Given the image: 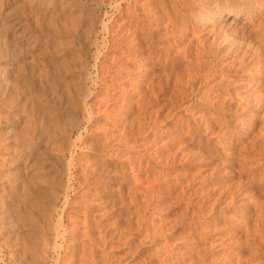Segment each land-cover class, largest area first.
<instances>
[{"label": "rangeland", "instance_id": "rangeland-1", "mask_svg": "<svg viewBox=\"0 0 264 264\" xmlns=\"http://www.w3.org/2000/svg\"><path fill=\"white\" fill-rule=\"evenodd\" d=\"M122 1H123V3H122ZM122 1H121V7H122L121 11H118L112 5H110V6L107 5L106 4L107 2H105V3L101 2L100 3L101 5L89 4V6L88 5L83 6V9H84V7H86L87 9L90 8L89 12H88V10L84 9L85 12L87 11L86 13L90 14L91 10H92V12H94V13H92L93 15L90 14L91 16L88 14L91 18H94L92 16L96 17V19L94 18L92 20L93 26H94V31H95L94 33L96 35H94V37H92L93 39L91 38V40H89L90 42L88 40L85 41V49H86V50L84 49L85 50L84 52L86 53L85 58L89 63L88 64L89 66H87L88 67L87 68L88 69L87 74L89 73L88 75H90V77L87 75V79H86V81H84V86L86 85L85 88H86L87 92L90 94L89 97L91 96L90 98L88 97L89 102H91L93 104L97 101L96 99L99 97L98 98L99 104L102 103L103 107L105 106L104 110H106V111H108V108H109L110 111H108V112H111L110 113L111 116H114L116 114V112H118L117 115H115V117H113L114 122L112 120V117L109 115V117H111L110 118L111 122H109V120H108L109 123H108L106 128H108V130H110V131L108 132V130L106 129V132H107L106 135L110 136L113 134L112 136L118 137V135H119L118 133L124 132V131H120V130L122 128H124V129L126 128L127 129L125 131L126 136H128L130 134L132 135L133 132L130 133V131L132 129H133L132 131H135L137 129L135 131V133H137L136 136L138 135V137H139L140 135L141 136L145 135L146 137L142 136V140H139L138 142H136L137 143L136 145H138V146H136V149H134L132 147H124V146L120 148V150L121 149L123 150L125 148L126 149L129 148L128 149L129 151L126 149H125L126 151L124 150L125 152L121 150L123 152V154L120 151L121 156L119 154L118 156H120V157H116L117 160L115 158L116 162H114V165L117 167V168L115 167V169L118 171L121 170L120 172H121V175L123 174V176H121L120 174L116 175V173L114 172V174L117 176V178L115 179L116 182L114 181L113 185L110 187V188L113 187L114 191H112L111 194L109 192L108 193L103 192L102 190L100 192L93 185H91L89 187L87 186L86 182L84 181L85 176L83 177L84 174L82 173L83 168L81 169L82 165H84V167H86L87 165L88 166L91 165L90 168L92 167V165L95 166L96 164H94V163H96L97 158H98L97 151L90 149V148H87L88 145H87V147L85 145L83 147H82V145H80L81 141H82L81 139H83V140L86 139L89 136V132H85L82 128V131H81L82 136H80L78 139H77V132L70 134V135H66L65 136L66 138L61 136V138H63V139H59L60 130L58 128L61 125V122L64 123V124L62 123L63 124L62 126L68 125V122H67L68 120L65 118L62 121L61 120L59 121L57 119L58 121L57 120L56 121L58 123L56 121L54 122L55 125H54V129H52V131L57 130V129L59 130V133H58V130L55 131L58 139H57V141H54L52 138H50L48 133H47V135L44 134L42 136V141L40 144H38L37 155H38V158L41 157V161L43 160L44 162L42 161L43 164L41 165L40 163L35 164L34 160H30V164H33V166L31 167V169H33V171L31 169H29L31 172L29 173L30 177L28 178L29 180L27 179V182L28 183L30 182V183L26 184V183H24V181H22V179H20L18 181H15L13 179L14 174H13L12 168L15 165L14 164L15 162H14V159L11 157H14V154L16 151H17L16 153H18V151H21V152L25 151V148H24L25 147V145H24L25 141H29L30 140L29 138L32 134V132H31L32 124L30 122L31 117L28 116L29 113H27V111L26 112L24 111L25 108L23 110L20 109V106H21L20 103H22V101H20V103H18V99H17L18 105H16V106L20 110H17V108L14 106L13 114L10 113L7 116V117H9V120H7L8 118L7 119L5 118L6 117L5 114H8L9 112L6 113L7 112L6 109L1 111L0 112V205L4 208L3 210L2 209L1 210L2 211L6 210V211L5 212L1 211L0 216L3 213H4L3 215L6 214L5 215L7 217L6 221H10L11 222L10 224H13V222H14L15 225L14 226L12 225L8 229L10 232H11V230L13 231L14 234L13 233H12L13 235L11 234L13 237L11 235H9V237H7L8 239L5 238L7 240L4 241L3 235L1 236V234H0V236L2 237V238L0 237V264H13V263L15 264L16 258H18V259H16L18 264L19 263L30 264L29 262H32V261H30L28 259L29 254L27 253V250H24L26 248V246L28 247L29 244L31 246V243H32V245H34L33 246L34 248L35 247L39 248L41 246L40 237L42 236V234L45 232L46 236L48 235L49 237H51L55 227L58 228L59 233H61V235L63 237L62 238L59 236L57 238L58 252H55L54 250H50V253H51V255H50L51 259L50 260H45V261L43 260L42 261V260L38 259V261L34 264H49V263L53 264L54 263L53 257H56L57 254H60L61 257L60 256L59 257H60L61 262L63 260H66L67 262L69 260L71 261V263H70V261L68 263H66V261H65L64 264H76V263L77 264H86L87 262H84V261L85 260L89 261L91 259L90 258L88 260L86 258L84 259L85 256L82 257V255H84L86 252V255L90 257V253L88 255V252H87L88 249L90 251V248H89L90 246L86 244V243H88L87 238H90V237H86L88 234H85V233H84V235H85V237H84V235L82 233V232H85V230H84L85 226L84 225L86 223L85 224L81 223V220L79 221V218L81 217L80 219H82V217L85 215V214H82L85 212V210H83L85 208H83L84 206L83 207H80V206H81V204H84V203L87 204L86 202L95 199V197H96V200H98V201L94 200L95 201L94 205L92 204L94 202L91 201L90 203L92 205H90L91 206L90 208H89L90 203H88V205L84 204L86 207L88 206L89 210L91 211V212L89 211L88 213L95 215V216L88 215V213H87L88 218H90V217L94 218L95 217L94 219L90 218L93 221L97 220V219H99L98 221L101 220L102 226H104V228L106 227L105 224L107 226L109 225V227H110V224H112L111 225L112 227H110V228L106 227L105 231H102L103 234H105L108 231L105 235V237L107 236V234L109 236V237L108 236L106 237L107 242H106V238L99 237L96 232H95V238L96 239L93 241L94 243H96L95 241H97V240L99 241L102 239L99 242L100 243L102 242L101 244L103 245V247H101L102 245H100V247H99V245H97V244H99V242L96 243V246H97V250H98L97 253H100L101 251H103V252L105 251L104 255L108 256V257H105V259H106L105 264H111V262H113L112 264H115L116 261H117L116 264H124V263L125 264H134V263L135 264H147V263H149V264H162V263L163 264H171V263H173V264H194L195 263L196 264L197 262H198V264H200V261L201 262L203 261L202 264H218V263L219 264H246L245 260L248 258L247 256H250L248 259L250 262H252V260H253L254 264H256V262L264 261V258H262L261 255H258L259 253H256V255H253L254 257L251 256L252 253L250 252V250L247 247H245L246 246V244H245L246 239H244L246 237L245 236V231H246L245 229L246 228H245L243 222L245 221V225H246V224L251 223L252 219H253V216H252L253 213L252 212L254 209L253 207H255V206H254V201L252 202L251 200L255 197V195H257V197L259 199L264 198V174H261V171H262L261 169L263 167L262 165L264 164V160H263L264 159V155H263L264 153H262V152H264V144H260V139H259L261 136V133H259V132H261L260 129L263 128V125H264L263 124L264 123V120H263L264 117L260 116L261 114L258 113L259 117H257L252 124H247L246 122H244L245 121L243 119V118H245L244 115H245V113H248L249 111L240 109V101L237 100L238 99L237 91L235 90L237 88V86L240 84L239 78H240L241 73L245 74V71L239 70V69L233 70V68H229V70L228 69L227 70L221 69V67L224 66V63H222L223 65H217V66H213V67H212V65H208V66L206 65L207 67L206 66L204 67V73L207 77H209V78L205 77L207 79V82H208V86H207L208 89L203 88L205 86H204V84L199 83V80H197L198 78L195 79V80H197V81H194L195 83L193 82V88H197L201 92L199 94V97L198 96L193 97L192 93H190L188 91L189 94L187 92V99L185 98V101L183 99V100H181L180 103H178L179 98L177 96L173 95L174 94L173 91H171L170 89H166L165 92H163V93L157 92V94L155 95L157 99H155V97H153V99L155 101L153 99L148 98V96L146 94H143V91H141L142 88L147 86V84L149 85V80L143 79V74L145 73L144 67H140L142 64V61H139L140 60L139 58L142 59V55H139V54L135 55L134 53H132L129 56V58H127V60L129 59L128 61L131 62V64L129 65V67L127 69L128 72L126 69H124V67L121 66V64L119 62V58H121L122 56L124 57V55H123L124 53H121V51H119V49H117L114 52L115 54L112 53L111 57L109 54L104 55L106 57L108 56V58L101 56L104 53L106 54V47L108 45H110V47L112 45H115L116 43L119 46L123 45L124 41L121 37L123 35H125L123 33L126 32L125 31V29H127L126 27H128V25H131L130 23L134 21L133 20V21L127 23L128 20H132L133 18L132 17L127 18L124 15L123 11L125 12V10H124V1L125 0H122ZM69 2H70V0H69ZM92 5H93V7H92ZM94 5L97 7L94 8L95 7ZM42 6H39L37 11H34L35 15L36 14L38 15L40 11H41V13L45 12V15L44 14L38 15L40 17L38 20L34 19V16H35L34 14L29 13V17L31 20L32 27H33V25L36 24L37 21H38L37 22L38 24H39V22L43 24L42 27L45 25L44 19L48 18V17H46V15H48L51 11L49 9L48 11L46 10L47 11L46 12L45 10H43L44 7H42ZM39 9H41V10H39ZM42 11H44V12H42ZM33 20H35V21L37 20V21L35 22ZM112 20H114V21H112ZM123 22L125 24L124 26H123ZM227 22H228V20L226 19L225 21H223V24L227 23ZM103 23L107 26L105 29H103ZM164 23H165L164 21L159 23L160 31H159L158 38L163 41V42H161V44H164L165 46H169L171 41L178 37V32H176L175 30L174 31L171 30V31L166 32L165 28L163 27ZM118 24H121V25L118 26ZM121 28H123L124 32ZM198 29H200V28H198ZM40 30H41L40 28L37 29V31H38L37 36L40 39H42L43 38V31H41V33H39ZM105 30H106V32H105ZM110 30H112V31H110ZM203 31H204L203 33L207 32L206 29ZM110 32L114 33L113 34L115 36L114 39L116 40L115 44H114V42H111L109 44L108 40L110 38L109 37ZM119 32L120 33L123 32L122 34H120V36L122 35L121 37H119L120 39H118L119 35L117 34ZM166 35H168V36H166ZM175 36H177V37H175ZM92 41H95V42H92ZM218 47H220V52L223 53L224 51H223V48L221 47V45H219ZM39 49H40V47H39ZM118 53L119 54L121 53V55H118ZM115 55H118V56L115 57ZM29 56H30V52H27V53L24 52L20 57L22 60H21V62L20 61L19 62H20V64H22V66H23V64H25L28 67H31L36 71L40 70L39 72H35V74H33L30 77V78H32L31 80L34 79L33 81L36 82V84H39L41 79H40V76L38 73H41V67H42L41 62H39L40 57H38V59L36 58L37 61H34L33 60L34 58L33 57L31 58L32 55L30 57ZM95 57H98V58L101 57L100 59L104 60L103 63L107 64V65L104 64V66L102 65V68L104 71L102 70V68H100L102 71L99 70L101 72V74L98 76L100 79L94 77L95 70L93 67H91V64L93 65V62H95ZM113 57H115V58H113ZM172 57L177 62L178 61L180 62V60L177 59V55L173 54ZM104 58L107 60H105ZM110 58H112V59H110ZM114 59L116 62L114 61ZM26 60H28V61H26ZM106 61H108V62H106ZM109 61H111L112 63ZM24 62H26V63H24ZM105 65H106V67H105ZM167 65L168 66L165 68H163L161 65H158L156 72H158V73L163 72L164 74H166L167 72L173 71V73H175L176 71H178L176 73L180 74L183 72L181 70H184V67H183L184 65L181 62L175 64L174 66H170L169 64H167ZM110 68L112 69V72L114 69V72H113L114 76H113V73L110 72V70H111ZM139 68H140V70H139ZM210 70L211 71L213 70V71L211 72ZM206 71H207V73H206ZM125 72H127V74ZM209 72L211 73L210 75H209ZM106 74H109V75H106ZM115 74H116L117 78L115 77ZM110 75L112 76L111 78H110ZM123 75H125V76H123ZM107 77L110 78V80H112V81H109V79ZM127 77H128V79H127ZM93 78H94L95 82L91 81ZM102 78L105 79V81L101 80ZM131 78H132V80H131ZM134 78L136 81L134 80ZM88 79H91V80H88ZM125 79H127L126 80L127 82L125 81ZM114 80H116V81L114 82ZM104 82L105 83L107 82V83L105 84ZM133 82H135V84ZM108 83L111 86H109ZM113 83L116 86H119V83H120V85L122 83L123 84H122V87L119 86L118 88H115L116 86L114 87ZM117 83H118V85H117ZM144 84H146V85H144ZM213 84H215V85H213ZM135 85H137L138 87ZM209 85H210V87H209ZM105 86H107V87H105ZM112 86L116 90L121 88L120 91L119 90L116 91L115 89L114 90L116 92L112 91L115 99L112 98L113 96H111V98H112L111 99L110 95H108V94H110L111 90L109 93L106 92L107 90L109 91V89ZM108 87H109V89H108ZM113 88H112V90H113ZM211 88H213V89H211ZM222 89L223 90L226 89L228 91V96L229 95L230 96L229 97L227 96V98H224V100L222 98L223 102L221 104H219L218 106H216V108L208 109L209 104H207V102L214 100L213 98H210V97H214L213 96L214 94L212 92L213 91L216 92V90L222 91ZM169 92L171 93V95ZM118 93H119V96L118 95H117L118 97L115 96ZM123 93H124V95H123ZM200 95H202V96L200 97ZM107 96H109V97L107 98ZM208 96H210V97H208ZM120 97L123 99H121ZM206 97H207V99H206ZM106 98H107V100H109L108 102H107ZM146 98H147V101H149L148 99H150V101L153 100V102H148V103H150L149 105L147 104V102H145L143 104V102L146 100ZM201 98H202V100H201ZM188 99L191 101H188ZM103 100H106V101H103ZM116 100H118L120 102L122 101V102L118 103V104L114 103V101L117 102ZM139 100H141V101L139 102ZM192 100L194 101L195 104L193 103ZM183 101H184V104L187 102L184 106L185 109H181L182 105L180 106V109H178L179 107H177L176 105L182 104ZM237 101H238V103H237ZM137 102H139L138 104L140 106V107L138 106V108L136 105ZM173 102L175 104H173ZM108 103L110 105H108ZM112 105L115 108H113V107L111 108L110 106H112ZM141 105L143 106V108H141L142 107ZM173 106H176L175 110L173 109L174 108ZM106 107H108V108H106ZM116 107H118V108H116ZM144 107H145V110H144ZM184 107H182V108H184ZM22 108H23V106H22ZM113 109L114 110L118 109V110L115 112V111H113ZM101 110H103L102 107H101ZM103 111H101V112H103ZM139 111H140V113H139ZM211 111H212V114H211ZM171 112H173L172 116L169 115V114H171ZM240 113L242 115H240ZM101 115H103V113L102 114L98 113V116L100 117V120L98 121L99 123L100 122L102 123L103 121L105 122L104 115L103 116H101ZM145 115H146V117H145ZM166 115H168V117ZM135 116L136 117L141 116L140 119L137 118L139 120L138 122H137V120L134 119ZM148 116L149 117L151 116L150 117L151 119H153V117H154V119L156 118V120L153 119L154 122H152V120H150L148 118ZM101 117H103V118H101ZM123 117H125V118H123ZM83 118L86 119L85 116H82V113L79 112V114L77 115L76 118H70L71 120L69 119V121L72 123V124L70 123V125L78 124V126H80V127H83V125L85 126L87 124V122ZM27 120H29L30 123ZM115 120H116V122H115ZM134 120L136 122H134ZM66 122H67V124H66ZM130 122H133V123H130ZM189 122H190V124H189ZM111 123H115V124H111ZM134 123H138V124L134 125ZM121 124L122 125L126 124L128 127L126 125L122 126ZM130 125H131V127L133 126L135 128H133V127L129 128ZM136 125H139L141 129L139 127L137 128ZM192 125H195V126H192ZM56 126H58V128ZM124 126H126V127H124ZM149 126H151V128ZM115 127H117L118 129H113ZM147 127H149V128H147ZM50 128H52V126ZM128 128H129V130H128ZM188 128H195V130L200 131V132H196V135H194V136L190 135V134L188 135L187 130H186ZM145 129H147L146 132H145ZM263 130H264V128H263ZM263 130H262V133H263ZM141 133H143V134H141ZM103 135H104V133L102 132L101 137ZM104 136L102 138L99 136V138L97 137L96 140H95V138L90 137L86 141L92 142V143H94L96 141L97 143L100 144L104 140ZM141 136L139 137V139H141ZM223 136H224V139H221ZM111 137H108V139L110 140ZM115 137H112L111 140H115ZM131 137L129 136V138H131ZM187 137H188V139H187ZM254 137H256V138L254 139ZM256 139H257V142H256ZM58 140H61V143L64 141H68L66 143L68 144V147L71 149V151H73L72 154L73 155L78 154L80 156L79 157V159H80L79 163H76L74 165V167L70 166L68 170H66L68 167L67 166L65 167V165L68 164L67 161L69 160L70 154L68 152L67 153H65V152L61 153L60 152L61 151L60 146L62 147L63 144L60 145V142H58ZM141 141H143V143H145L146 145L143 144ZM69 142L71 144L70 146H69ZM11 143L14 145L12 146ZM66 143H65V145H67ZM73 143H74V145H72ZM8 144H10L12 147ZM114 144H116V141H114ZM257 147H259V149ZM130 148H132V149H130ZM128 153H129V155L126 156V154H128ZM193 153H194V155H193ZM135 154H136V156H135ZM137 154H139L141 157L139 155L137 156ZM258 155H259V159L257 161ZM143 157H146V158H143ZM121 160H122V162H121ZM132 160L134 163H132V166H131V164H129L128 162L131 163ZM36 162H37V160H36ZM64 163H66V164H64ZM117 163H120V165H118ZM138 163H139V166H138ZM260 163H262V164H260ZM40 166H41V169H40ZM136 166L139 167V169L135 168ZM143 166H144V168H143ZM62 168H63V170H61ZM242 168H244V170ZM58 169H60L61 171H59L60 173L58 172V174H57L56 172L58 171ZM152 169H154V170H152ZM239 169H242V170H239ZM245 169H247V170H245ZM122 170L124 173L122 172ZM118 171H117V173H120ZM53 173L55 175H53ZM37 174H41V178L37 177ZM74 174L75 175L77 174L76 176H78V178H80L79 179L80 181L83 180V183L81 185L85 184L84 186H80V187L77 186L78 183L74 179V176H75ZM79 174L80 175L83 174L82 175L83 178ZM103 174L101 173L99 176L100 177L104 176ZM155 174H158V175L156 176ZM118 175H120L121 178ZM122 177L125 179V182H123L124 179ZM117 179H118V181H121V183H122L121 187H123V191H125V194H126V191L127 192L131 191V193H132L134 190V191H136V192H134L135 193L134 195H136V196L132 195L131 193L129 195L128 194L125 195L123 192L124 197L126 198L125 199L126 201H124V204L122 205V207H118L119 205L118 206L116 205L118 208L117 207H113V208H115L117 210L119 208H121L122 214L125 213L123 216L126 217V215H127L129 217V219H130V217H132L130 219V221H129L128 217H126V218L124 217V220H125L124 222H126L127 220H128L127 222H130V223L133 222L134 218L136 219L135 216H137V214H138V216L140 215V217L142 216V219H140L141 221H139V223L136 221L135 222L137 224L133 223V224H136V228L138 231L136 229L134 230V228H135V226H134V227H131L133 230L131 232V228H129V227L132 225V223L129 225L126 222L125 223L126 226L124 224L123 226L121 225L122 227L121 226L118 227V225L116 226L114 224V222L112 223V221L110 223V218H111V220L114 221L115 215L114 214L111 216L109 215L110 211H109L108 207L112 203L111 201L113 200V198H114V200L119 198L118 194L116 193V188L118 187L117 185L120 182H118ZM128 181H130V182H128ZM116 183H118V184H116ZM227 183L230 185V187ZM15 184L18 185V188H15ZM23 184H24V186H23ZM25 185L27 187H25ZM29 186H31L32 188ZM87 187L89 189H87ZM138 188L141 190L139 191ZM90 189L92 191H89ZM235 189H238V191ZM138 191L141 193L143 192V193L141 194ZM232 191L233 192L237 191V192H235L237 195L235 193H232ZM94 193H96V194H94ZM99 193H101V194H99ZM104 193L105 194L107 193V195H105ZM219 193H221V194H219ZM64 194L68 196L69 202L71 201L69 203L71 209H67V210L69 212H70V210L73 211L72 207L73 208L75 207V211H73V213L80 214L79 216L77 215L79 217V218H77L78 220L75 218L77 216H75V217L73 216V218L76 219V222L79 221L77 223L75 222V219H73L72 217H68L67 214H65V215L62 214L61 210H62L63 202H64V197H63ZM92 194L95 196H93ZM225 194L226 195L229 194V195L226 196ZM232 194H233V196H232ZM109 195L111 196L112 199L110 198ZM219 195H221V199H223V200H221L219 198ZM82 196L86 200H87V197L89 196V197H91V200L88 197L89 200L86 201V200H84V198ZM127 196H129V199H131V200H129L127 198ZM215 196H216V198H215ZM130 197H133V198H130ZM235 197H236V199H235ZM108 198L111 200H109ZM135 198H136V200L134 202ZM141 198H142V200H141ZM229 198L230 199L233 198L232 203H229V201H230ZM82 199L84 200V203H83ZM104 199L105 200L107 199V202L104 201ZM213 199L214 200L216 199L215 200L216 203H215V201L214 202L211 201ZM128 200L131 201V203H133V202L134 203L133 204H131V203L127 204L126 202H128ZM219 200H221V201H219ZM140 201L143 203H141ZM209 202H210V204H209ZM211 202L215 203V204H211ZM218 202H220V203H218ZM72 203L76 206L72 205ZM104 203H105V205H103ZM106 203H109L108 207L106 206L107 205ZM224 203H227L228 205H230V207ZM96 204H98V205H96ZM145 204H146V207H145ZM77 205H80V206H77ZM131 205L134 207H132ZM210 205H212V206H210ZM241 205H243V206H241ZM128 206H131L132 208L131 207L129 208ZM135 206H137V207H135ZM78 207H80V209L81 208L82 209L80 210ZM77 208L79 209L78 211L76 210ZM124 208H125V210H124ZM127 208H129V209H127ZM143 209H145V210H143ZM157 209H158V211L154 212ZM211 209H213V210L215 209V210L213 211ZM227 209L228 210L230 209V210L228 211ZM135 210H138V211H135ZM208 210H211V212H209ZM107 211H109V212H107ZM141 211L143 213L139 214V212H141ZM132 212H136V213L133 214ZM63 213H65V212L63 211ZM193 213H196V214H193ZM204 213H206V214H204ZM97 214H98V216H97L98 218L96 217ZM129 214L130 215L133 214V216H129ZM60 215H61V221L59 220ZM87 215H85V216H87ZM107 215H109L108 218L104 217ZM245 215H247L248 217ZM62 216H64V217L62 218ZM138 216H137V219L140 218ZM235 216L238 218V220ZM144 217H145V219H144ZM69 218H72L74 224L72 223L71 219H69ZM234 218H235V221H234ZM247 218H250V219H247ZM90 219L88 220V224H90V226L92 225L91 226V228H92L94 226L93 224L95 222H92ZM246 219L249 220V222H247ZM103 220H104L105 224H103ZM105 220H106V222H105ZM107 220H108V222H107ZM149 220H150V222H149ZM84 221H86V219ZM89 221H91L92 223H90ZM237 221H238V223L241 221L240 222L241 225L238 224ZM58 222H60L59 225H58ZM151 222L153 224H151ZM69 224L72 225V228H71V225H70V227H68ZM76 224H78V225H76ZM81 224L84 226V228H83V226H81ZM73 225H74V227H73ZM128 225H129V227H127ZM76 226L77 227L79 226L78 229L79 228L80 229L78 230ZM113 226H116L115 229L113 228ZM124 226H125V228H127L125 231H124L125 228L122 229ZM139 226H142V227L140 228ZM242 226L245 228L244 230H243ZM81 227H82V229H81ZM64 228L67 230L65 231ZM104 228L102 227L103 230H104ZM119 228L122 229V234H123L122 236L119 233L117 234V230ZM128 228L130 229V231ZM142 228H144V229H142ZM201 228H203L202 231L200 230ZM72 229H74V230H72ZM69 230H70V232L73 233V235H72V233L69 232ZM127 230H128V232H127ZM63 231H65V233ZM73 231L74 232L78 231V232H75L78 235H76ZM161 231H162V233H161ZM198 231H200V232H198ZM125 232L129 233V235L132 238L134 237V235H136V236L134 239H132V238H130V236H127L128 234L124 235ZM136 232H137V234H136ZM260 233H259V237L257 236V239L261 240V238H262V240H264V234H262V233L260 234ZM6 234H5V236H6ZM116 234H117V236L119 235L120 237L119 236L116 237L115 236ZM146 235H147V237H146ZM67 236H68L69 240L71 238L70 241L69 240L67 241V239H68ZM72 236H74V237H72ZM124 236L129 237V238L128 239L125 238L126 240H122L123 238H121V237H124ZM149 236L152 238V240ZM140 237H142V240ZM72 238H74V241H72L73 240ZM75 238H76V240H75ZM139 238L141 241H139ZM65 239H66V241H64ZM118 239H120L121 241ZM129 239H130V241H132V240L133 241L136 240V241L135 242L132 241V243L129 241L131 243L130 244L128 242ZM12 240H15L17 243L15 241L11 242ZM138 242H139V244L137 245ZM27 243H28V245H27ZM91 243H92V241H90V245H91ZM112 243H114V244H112ZM128 243L130 245H126ZM194 243H196V244H194ZM83 244H85V247ZM93 244H92V246H93ZM104 244H105V246H104ZM82 245H83V247H82ZM15 246H18L17 247L18 249L15 248ZM87 246H88V248H87ZM127 247H129V248H127ZM197 247L199 250L197 249ZM209 248L211 251L209 250ZM100 249H101V251H100ZM207 249H208V251H207ZM17 250H19V251L17 252ZM80 251L81 252L85 251V252L81 253ZM127 251L128 252L130 251V253H128ZM198 251H199V254H198ZM205 252H208V253H206L207 256H206ZM195 254L200 255L199 258H197L198 255L196 257ZM210 254H212V255H210ZM13 255L15 257H13ZM209 255L214 256L213 257L214 259L212 257H210ZM62 256H63V258H62ZM69 256H71V257H69ZM120 256H121V258H120ZM114 257H115V259H114ZM107 258H108V260L110 259V261H108ZM116 258H118V259H116ZM121 259L124 261L122 262ZM228 259H229V262H228ZM120 260L122 263L119 262ZM254 260H257V261H254ZM107 261L110 263H107ZM81 262H83V263H81ZM131 262H133V263H131ZM87 264H89V263H87ZM251 264H253V263H251Z\"/></svg>", "mask_w": 264, "mask_h": 264}, {"label": "bare ground", "instance_id": "bare-ground-1", "mask_svg": "<svg viewBox=\"0 0 264 264\" xmlns=\"http://www.w3.org/2000/svg\"><path fill=\"white\" fill-rule=\"evenodd\" d=\"M121 1L122 0H70V2H69V0H0V112L3 111L4 109H6V111H7L6 113H8V112L9 113L8 114H5L6 115L5 118L6 119L8 118L7 120H9V117H7V116L10 113L13 114L14 106L17 108L16 105H18L17 104V99H18V103H20V101H22V103H23V104L20 103V105H21L20 106V109L23 110L25 108L24 111L25 112L27 111V113H29L28 116L31 117V118L30 117L29 118L31 119L30 122L32 124V126H31V132H32V134H31V136L29 138L30 140L29 141H25V144H24L25 147L23 146L25 148V151L24 152L18 151V153H16L17 152L16 151L15 154H14V157H11V158L14 159V162H15L14 163L15 165L12 168L13 174H14L13 179L15 181H18V180L22 179V181H24V183H26V184H29L30 183V182L29 183L27 182V179L30 177L29 176V173L31 172L29 169H31V167L33 166V164H30V160H34L35 164H39V163L41 165L43 164L44 161L43 160H42L43 162L41 161V157L38 158L37 150H38V144L41 143L42 136L44 134L47 135V133H48L49 136H50V138H52L54 141H57L58 138L56 136L57 134L55 133V131H57L59 129L60 130V133H59V130H58V133L60 135L59 136V139H63V138H61V136L62 137H65L66 135H70V134H73L75 132H77V139H78L80 136H82L81 135V133H82L81 131H82V128H83V130L85 132H89V136L86 139H84V140L81 139L82 141H81V144L80 145H82V147L84 145L87 147V145H88L87 148L93 149V150L97 151V153H98L97 161H96V163H94V164H96L95 166L92 165L91 168H90L91 165H89V166L87 165L88 167L87 166L84 167V165H82V167L80 166L81 169L83 168L82 169L83 172L82 171L81 172L84 174V175L82 174L83 177L85 176L84 181L86 182V184H87L88 187L91 186V185H93V186H95L96 189H98V191L101 192V190H102L103 192H107V193L109 192L111 194V192L114 191V190H113V187L112 188H110V187L113 185V182L117 178L116 175L117 174H120L121 175V172H120L121 170L120 171L116 170L115 169L116 166L114 165V162H116L115 161V158L121 156L120 151L122 149L120 150V148L124 146V147H132V148L136 149V146H138V145H136L137 144L136 142H138L139 140H142V136L143 137H146L145 135H142L141 136L139 134L141 136V139H139L140 136L139 137H138V135L136 136L137 133H135V131L137 129L136 130L134 129L135 131H132L133 129L132 130L130 129L131 130L130 133L133 132L132 135L130 134V135L126 136V134H125V131L127 130L126 128L125 129L122 128L120 130V131H124V132L118 133L119 134V135L117 134L118 137L112 136L113 134L110 135V136L109 135H106V133H107L106 132V129L108 130V128H106V127H107L108 123L111 122L110 121V118L112 117V120L114 122L113 117H115V115H117L118 112H116V111L118 109L117 110H114L113 109V111H115L116 114L113 112L115 115L114 116H111L110 115L111 112H108V111H110L109 108L106 107V108H108V111H106V110H104V107L105 106L103 107V104L102 103L99 104V101H98V98L99 97L96 99L97 101L95 103L92 104L91 102H89L88 97H89L90 94L87 92V90L85 88L86 85L84 86V81H86L87 75L89 74V73L87 74V72H88L87 71L88 70L87 69L88 68L87 66H89L88 65L89 63H88V61L85 58V54L86 53L84 52L86 50L85 49V41L86 40H88V41L91 40V38L94 37V35H96L94 33L95 31H94V26H93V21H92L94 18L96 19V17L95 16H92L94 18H91L90 17L91 16L90 14H92L94 12H92V10H91L90 11L91 12L90 14L89 13H86L87 11L85 12L84 9L88 10V12H89V9L90 8L87 9L86 7H84V9H83V6L84 5H88L89 6V4H95V5H98L99 4V5H101L100 4L101 2L102 3L103 2L104 3L107 2L106 3L107 5H109V6L112 5V6H114L115 9H117L118 11H121V8H122L121 7ZM122 3H123V1H122ZM39 6L44 7L43 10H45V11L46 10L48 11L49 9L51 11L48 14L49 16L46 15V17H48V18H45L44 19V24L45 25L43 27H42L43 24L40 23V22L38 24L37 23L38 22L37 20L40 18L38 15H41V14H44L45 15V12L42 11L44 13H41V11L40 12L38 11L39 12L38 15L37 14L36 15L34 14V11H37V9L39 8ZM92 7H93V5H92ZM96 7L97 6H95L94 8H96ZM39 10H41V9H39ZM124 10H125V12L123 11V13H124V15L127 18L128 17H132L133 18V19L131 18L132 20H128L127 19L128 20L127 23H129V22H131L133 20H134L133 21L134 23L131 22L130 23L131 25H128V27L125 26L127 28V29H125V31H126L125 33H123L124 32V30H123L124 27L121 28L123 30L122 33L125 34V35H123L124 37L122 35H121L122 37L120 36V34H122V33H120L121 32L120 31L121 29L119 30L120 32L117 33L119 35V36L117 35L118 36V39H120L119 37H121L123 39V41H124V43L122 42L123 45H120L119 46L117 43H116L117 44L116 45L115 44L116 40L114 39L115 36L113 35L115 32L114 31H113L114 33L110 32L109 33L110 34L109 35L110 38L108 40L109 41V44L111 42H114L115 45H112L111 47H110V45H108L106 47V54L104 53L101 56L103 57L104 55H108L109 54L110 57H111L112 53H114L117 49H119V51H121V53H124L123 55L125 57L124 58L122 56L123 58L122 57L119 58V62L121 64V66L124 67V69L127 70L128 67H129V65L131 64V62L128 61L129 59L127 60V58H129V56L132 53H134L135 55L136 54L142 55V59L139 58L140 60L139 59L138 60L139 61H142V64H141L140 67H144V70H145V73L143 74V79L149 80V85L147 84V86L144 87V88H142L141 91H143V94H146L148 96V98L153 99V97H155V99H157L156 96H155L157 94V92L163 93V92H165L166 89H170L171 91H173V93H174L173 95L174 96H177L179 98V102L178 103H180L181 100H183V99L185 101V98L187 99V92L188 91L190 93H192L193 97H195V96H198L199 97V94L201 92L199 91V89L193 88V82L199 80V83L200 84H204L205 87H203V88H207L208 82H207V79L206 78H209V77H207L205 75V73H204V67L206 65L207 66L208 65H212V67L213 66H217V65H223L222 63H224V66H222L221 69H226V70L228 69L229 70V68H233V70L234 69H239V70L245 71V74L244 73L243 74L241 73L240 78H239L240 79L239 80L240 81L239 82L240 84L238 86L236 85L237 88L235 89L237 91V97H238L237 100L240 101V109L241 110L243 109V110L249 111L248 113H245V115H244V117H245V118H243L245 120L244 122H246L247 124H252L254 122V120L257 117H259L258 116L259 115L258 113L261 114L260 116L264 117V0H125L124 1ZM29 13L30 14H34L35 15V16L33 15L34 16V19H37L36 20L37 22L35 20H33V21L36 22V24L34 23L35 25H33V27L31 25V20H30V17H29ZM226 19L228 20V22L223 24V21H225ZM112 21H114V20H112ZM163 21L165 22L163 24V27L165 28V31L166 32L167 31H171V30L172 31L175 30L176 32H178V37L175 36L177 38H175L174 40H172L170 44L168 43L169 46H165L164 44H161V42H163V41L158 38L159 31H160L159 23L160 22H163ZM120 25L121 24H118V26H120ZM124 25L125 24L123 22V26ZM106 27L107 26L103 23V29H105ZM39 28L41 29L39 33H41V31H43V38L42 39H40L37 36V32L39 31V30L37 31V29H39ZM198 28H200V29H198ZM205 29L207 30V32L206 33H203L204 32L203 30H205ZM110 31H112V30H110ZM105 32H106V30H105ZM166 36H168V35H166ZM92 42H95V41H92ZM219 45H221V47L223 48V51H224L223 53L220 52V47H218ZM39 47H40V49H39ZM24 52L25 53L30 52V56L32 55L31 58L33 57L34 58L33 59L34 61H37L36 58L38 59V57H40L39 62H41L42 65L41 64L40 65L42 67H41V73H38L39 76H40V79H41L40 82H39V84H36V82L33 81L34 79L31 80L32 78H30V77L33 74H35V72H39L40 70L37 69L38 71H36L33 68L28 67L25 64H23V66H22V64H20V62L22 60L20 57H21V55ZM121 53L120 54L118 53V55H121ZM173 54L177 55V59L180 60V62L184 65L183 66L184 67V70H181L183 72L180 73V74L176 73L178 71H176L175 73H173V71L172 72H167L166 74H164L163 72H161V73L156 72V69L158 68L157 67L158 65H161L163 68H165V67L168 66L167 64H169L170 66H174L175 64L180 63L179 61L177 62L172 57ZM118 55H115V57L118 56ZM98 57H95V62H93V65L91 64V67H93L94 70H95V73H94V77L95 78H99L98 76L101 74V72L99 70H101L100 68H102V65L104 66V64H106V63H103V61H104L103 59L102 60L100 59L101 57L100 58H98ZM104 57H106V56H104ZM115 57H113V58H115ZM106 58H108V56ZM110 59H112V58H110ZM105 60H107V59H105ZM26 61H28V60H26ZM114 61H115V59H114ZM106 62H108V61H106ZM109 62H111V61H109ZM24 63H26V62H24ZM106 65H105V67H106ZM102 70H103V68H102ZM139 70H140V68H139ZM110 72L113 73L114 72V69H113V72H112V69L110 70ZM127 72H128V70H127ZM127 72H125V73L127 74ZM206 73H207V71H206ZM210 74L211 73L209 72V75ZM106 75H109V74H106ZM111 75H110V78L112 77ZM88 76L90 77V75H88ZM113 76H114V73H113ZM123 76H125V75H123ZM115 77H116V74H115ZM110 78H108L109 81H112V80H110ZM196 78H198V79L195 80ZM127 79H128V77H127ZM127 79H125V81ZM88 80H91V79H88ZM101 80H104L105 81V79H103V78ZM131 80H132V78H131ZM134 80H135V78H134ZM91 81H94V78ZM115 81L116 80H114V82ZM133 83L135 84V82H133ZM122 84L120 85V83H119V86L122 87ZM108 85H109V83H108ZM117 85H118V83H117ZM144 85H146V84H144ZM213 85H215V84H213ZM109 86H111V85H109ZM115 86L116 85L114 84V87ZM119 86H116L115 88H118ZM135 86H137V85H135ZM105 87H107V86H105ZM209 87H210V85H209ZM112 88H113V86L110 89L108 87L109 91L107 90L106 92L109 93L110 90H111V92L112 91L116 92L118 90L120 91V89H121L120 88V89H117L116 90L115 88H113V90H112ZM211 89H213V88H211ZM220 90L219 91L216 90V92H214V91L212 92L214 94V95L212 94L214 97L208 96V97L214 99V100L212 99L213 101L207 102V104H209L208 105V109L216 108V106H218L219 104H221L223 102L224 98H227L228 91L226 89L225 90L222 89V91H220ZM111 92H110V94L107 93L108 95H110V98H111V96H113V92L112 93ZM189 92H188V94H189ZM119 93L116 94L115 96H117V95L119 96ZM171 93H170V95H171ZM123 95H124V93H123ZM201 96L202 95H200V97ZM108 97L109 96H107V98ZM107 98H106V100H107ZM112 98H114V96ZM222 98H223V100H222ZM121 99H123V98H121ZM150 99H148L149 101H147V98H146V100L143 102V104L145 102H147V104L149 105L150 103H148V102H153V100H154L153 99V100L150 101ZM189 99H188V101H191ZM206 99H207V97H206ZM106 100H103V101H106ZM201 100H202V98H201ZM108 101L109 100H107V102ZM116 101L117 102L114 101V103H117L118 104V103H121L122 102V101L120 102L118 100H116ZM140 101L141 100H139V102ZM184 101L182 102V104L176 105L177 107H179L178 109H180V106L181 105H182V107L185 106V104L187 102L184 104ZM139 102H137V104H136L137 105V108L139 106V104H138ZM193 103H194V101H193ZM237 103H238V101H237ZM173 104H175V103L173 102ZM108 105H110V104L108 103ZM22 106H23V108H22ZM143 106L141 108H143ZM176 106H173L174 107L173 108L174 110H175V107ZM101 107H102V109L105 112L103 110H101ZM110 107L111 108L112 107L115 108L113 105L110 106ZM118 107H116V108H118ZM182 107H181V109H185V107L184 108H182ZM20 109L17 108V110H20ZM144 110H145V107H144ZM101 111H103V112H101ZM79 112L82 113V116H85L86 119H84V118L83 119L86 120L87 124L85 126L83 125V127L78 126V124L70 125L71 122L69 121V119L70 118H76L77 115L79 114ZM98 113L99 114H102L103 113V115L105 117L104 118L105 122L103 121L104 123L103 122L102 123L101 122L100 123L98 122L100 120V117L98 116ZM139 113H140V111H139ZM172 114H173V112H171V114H169V115L172 116ZM211 114H212V111H211ZM103 115H101V116H103ZM109 115L111 117H109ZM240 115H242V114L240 113ZM166 116L168 117V115H166ZM140 117H136L135 116L134 119L137 120V122H138L139 121L138 119H140ZM145 117H146V115H145ZM150 117L148 116V118L150 120H152V122H154V120H156V118L154 119V117H153V119H154L153 120ZM65 118L68 120L67 121L68 122V125L62 126L64 123L61 122V125L60 126L62 128L60 126H59V128H58V126H56L58 129L52 131V129H54V125H55L54 122L57 119L59 121L60 120L62 121ZM101 118H103V117H101ZM123 118H125V117H123ZM108 120H109V122H108ZM135 120H134V122H136ZM27 121L29 122V120H27ZM67 122H66V124H67ZM115 122H116V120H115ZM130 123H133V122H130ZM111 124H115V123H111ZM135 124H138V123H134V125ZM189 124H190V122H189ZM123 125H126V124H123ZM51 126H52V128H50ZM126 126H124V127H126ZM192 126H195V125H192ZM132 127L130 125L129 128H132ZM136 127L137 128L138 127L140 128L139 125H136ZM149 127L151 128V126H149ZM149 127H147V128H149ZM129 128H128V130H129ZM133 128H135V127H133ZM263 128H264V125H263ZM263 128H261L260 129L261 132H259V133H261V136L259 138L260 139V144H264V130H263ZM113 129H118V128L115 127ZM146 130L147 129H145V132H146ZM186 130H187L188 135L190 134V135H193V136L196 135V132H200V131L195 130V128H188ZM262 130H263V133H262ZM109 131L110 130H108V132ZM102 132L104 133L105 136L103 135L104 136V140L99 144L95 140H96L97 137L98 138H99V136L101 137V133ZM141 134H143V133H141ZM111 136L112 137H115V140H111L112 139ZM129 136L130 137L132 136L131 137L132 139L129 138ZM90 137L91 138H95V140L93 139L95 141L94 143L87 142L86 141ZM108 137H111V139L109 140ZM255 138L256 137H254V139ZM187 139H188V137H187ZM221 139H224V136ZM114 141H116V144H114ZM58 142H60V145L63 144L62 147L60 146V148H61V151L60 152L61 153H63V152L67 153L68 152L70 154L69 160L67 161L68 164L64 163V164H66L65 167L66 166L68 167L67 169L66 168L65 169L68 170L70 166L74 167V165L76 163H79V160H80L79 157L80 156L78 154L77 155H73L72 154L73 151H71V149L68 147V144L66 143L68 141H64L67 145H65L64 142L61 143V140H58ZM141 142L143 143V141H141ZM256 142H257V139H256ZM143 144H145V143H143ZM8 145H10V144H8ZM13 145L14 144H12V146ZM70 145L71 144L69 142V146ZM72 145H74V143ZM132 148H130V149H132ZM257 148L259 149V147H257ZM125 149H123L122 151H124ZM128 149H126V150H128ZM122 151H121V153L123 154ZM262 153H264V152H262ZM119 154H120V156H118ZM127 155H129V153L126 154V156ZM138 155L139 154H137V156ZM193 155H194V153H193ZM135 156H136V154H135ZM143 158H146V157H143ZM258 159H259V155H258L257 161H258ZM36 160H37V162H36ZM116 160H117V158H116ZM121 162H122V160H121ZM128 163L131 164V166H132V163H134V162L132 160L131 163L130 162H128ZM117 164L120 165V163H117ZM260 164H262V163H260ZM138 166H139V163H138ZM262 166L263 167L261 169L262 170L261 171V174H264V164ZM135 168H138L139 169V167H137V166ZM143 168H144V166H143ZM40 169H41V166H40ZM242 169L244 170V168H242ZM242 169H239V170H242ZM31 170L33 171V169H31ZM61 170H63V168ZM61 170L58 169V171L56 170L57 172L56 171L55 172L58 174V172L61 171ZM152 170H154V169H152ZM245 170H247V169H245ZM117 171L120 172V173H117ZM114 172L116 173V175L114 174ZM122 172H123V170H122ZM54 173H53V175L56 174V173L55 174ZM101 173L102 174L104 173L103 174L104 176H101L100 177L99 175ZM82 175H80V176L82 177ZM120 175H118V176H120ZM155 175L157 176L158 174H155ZM75 176H74V179L78 183L77 186H79V187L80 186H84L85 184L84 185H81L83 183V180L80 181L79 180L80 178H78V176H76V177ZM121 176H123V174ZM121 176H120V178H121ZM37 177H40L41 178V174H37ZM117 181H118V179H117ZM118 182H120V183L119 184L116 183V184H118L117 185L118 187L116 186L117 187L116 188V193L118 194L119 198H117L116 200H114V198H113V200L111 201L112 203L109 205V207H108V204L110 202L109 203H106L107 204L106 206L108 207V209L110 211V214L109 215L111 216V215L114 214L115 215L114 217L116 218V219L114 218V221L111 220V218H110V223L112 221V223L114 222V224L116 226L118 225V227H119L121 225L123 226L128 220L126 219L127 221L124 222L125 221L124 220V217L125 216H123V215L125 213L122 214L121 208H119L118 210L115 209V208H113V207H117L118 205H119L118 207H122V205L124 204V201H126L125 200L126 198L124 197L125 191H123V187H121L122 186V183H121V181H118ZM123 182H125V179H124ZM128 182H130V181H128ZM23 186H24V184H23ZM25 187H27V186L25 185ZM29 187H31V186H29ZM88 187H87V189H89ZM229 187H230V185H229ZM15 188H18V185L17 184H15ZM140 190L141 189H139V191ZM235 190L238 191V189H235ZM89 191H92V190L90 189ZM237 191H234V192L232 191V193H235ZM123 192H124V194H123ZM134 192H136V191L133 190L132 193H131V191L130 192H127L126 191V194L125 195H127V194L129 195L130 193L132 195H134L135 194ZM96 193H94V194H96ZM107 193L106 194L104 193V194L107 195ZM139 193H141V192H139ZM99 194H101V193H99ZM219 194H221V193H219ZM64 195H63L64 202H63V207H62V210H61L62 211V214H64V215L67 214L68 217H72V218H73V216L74 217L77 216V215L79 216L80 214L73 213V211H75V207L74 208L72 207L73 211L70 210L71 213L67 210V209H71L70 204H69L71 201L69 202L68 196L67 195L64 196ZM227 195H229V194H227ZM93 196H95V195H93ZM134 196H136V195H134ZM232 196H233V194H232ZM88 197H87V200H89ZM89 198L91 200V197H89ZM110 198H111V196H110ZM127 198L129 199V196H127ZM130 198H133V197H130ZM215 198H216V196H215ZM219 198L221 199V195H219ZM111 199H109V200H111ZM235 199H236V197H235ZM84 200H86V199L84 198ZM84 200H83V203H84ZM94 200L95 201H98V200H96V197H95V199L91 200L92 202H94V203H92L93 205L95 204V201ZM129 200H131V199H129ZM129 200H128V202H126L127 204H130L131 203V201H129ZM135 200H136V198L134 199V202H135ZM141 200H142V198H141ZM215 200L213 199L211 201L214 202ZM221 200H223V199H221ZM221 200H219V201H221ZM91 201H88V202H86L87 204H85V203L84 204L85 205H88V203H90ZM104 201L107 202V199L106 200L104 199ZM232 201H233V198L230 199L229 203H232ZM251 201L252 202L254 201V206H255V207H253L254 209L252 208L253 209V212H252L253 213V215H252L253 216L252 222L249 223V224H246L247 225L246 226L245 225V221L244 222L242 221L244 223L245 228H246L245 229L242 226L243 227V230L244 229L246 230L245 231V236L246 237L244 238V239H246V241H245L246 246L245 247H247L250 250V252L252 253L251 256L256 255V253H259L258 255H261L262 258H264V240H262V238H261V240H258L257 239V236L259 237V233L260 232L262 234H264V198H260L259 199L257 197V195H255V197ZM212 202H211V204H215L216 203V201H215V203H212ZM133 203H131V204H133ZM141 203H143V202H141ZM218 203H220V202H218ZM84 204H81V206L80 205H77V206H80V207H83L84 206L83 208H85V209H83V210H85V212L82 213V214L87 215V213L90 211L89 210V208L91 207L90 205H92V204L91 203L89 204V208H88V206L86 207ZM209 204H210V202H209ZM224 204H227V203H224ZM72 205H74V204L72 203ZM96 205H98V204H96ZM103 205H105V203ZM243 205H241V206H243ZM74 206H76V205H74ZM131 206H128V207L130 208ZM210 206H212V205H210ZM228 206L230 207V205H228ZM80 207H78V208L80 209ZM132 207H134V206H132ZM135 207H137V206H135ZM145 207H146V204H145ZM78 208L76 209L77 211L79 210ZM129 208H127V209H129ZM1 209L3 210L4 208L0 205V212L2 211ZM124 210H125V208H124ZM143 210H145V209H143ZM211 210H213V209H211ZM211 210H208V211L211 212ZM5 211H2V212H5ZM63 211L65 213H63ZM109 211H107V212H109ZM135 211H138V210H135ZM156 211H158V209L155 210L154 212H156ZM132 213L134 214L136 212H132ZM141 213H143V212L142 211L139 212V214H141ZM206 213H204V214H206ZM3 214L0 216V234H1V236L3 235V237H4L3 239L5 241V240L8 239L7 237H9V235H11L13 233L12 230H11V232L8 230L9 227H11L12 225L14 226L15 224H14V222H13V224H10L11 223L10 221H6V219H7V217L5 216L6 214L5 215H3ZM133 214H131V215L129 214V216H133ZM193 214H196V213H193ZM85 215L83 216L84 218L82 217V219H80L81 217L79 218L78 216L75 217L76 219L79 218V221L81 220V223H83V224L86 223L84 225L85 226V229H84L85 232H82V231L81 232L83 233V235H84V233L85 234H88L86 237H90V238H87L89 244L86 243L87 245L90 246L89 247L90 248V251H89V249L87 251L88 252V255L90 253V257L86 255V252L85 251H84L85 254L82 255V257L85 256L84 259L86 258L88 260L90 258L91 260H89V261H86V260L84 261L83 260V261L84 262H87L89 264H105V260H106L105 257H108V256L104 255L105 254L104 253L105 251L103 252V251H101V249H100L101 252L99 251L100 253H97L98 250H97V246H96V243H98L102 239L99 240V241L98 240L95 241L96 243H94L93 241L96 239L95 238V232L97 233V235L99 237L106 238L108 236V234H107L106 237H105V235H106V233L108 231L106 230L107 232L105 234H103L102 231H105V228L106 227L108 228L109 225L107 226L104 223V220H103V224H105V226H106L104 228V226H102V221L101 220L98 221L99 219H97L98 218L97 217L98 214L96 215V217H97L96 219L97 220H94V221L91 220V219H94L95 217L94 218H91L89 216L91 219L88 218V215H93V214H89L88 213L87 216H85ZM109 215L104 216V217L108 218ZM93 216H95V215H93ZM137 216H138V214H137ZM137 216H135L136 219L134 218L133 222H131L132 225L130 227H129V225L131 223L130 222H127L129 224L127 227L131 228V227H134L135 226L134 230L135 229L137 230V228H136V224L137 223L136 222L139 223V221H141L140 219H142V216L140 217V215H139L138 216V217H140L139 219H137ZM245 216H247V215H245ZM63 217L64 216H62V218ZM126 217H128V216L126 215ZM72 218H69V219H71L72 223L74 224ZM75 218H73V219H75ZM131 218L132 217H130V219ZM76 219H75V222H76ZM83 219L84 220L86 219V221H84ZM89 219L92 222H95L93 224L94 226L92 228H91L92 225L90 226V224H88V220ZM128 219H129V217H128ZM130 219H129V221H130ZM144 219H145V217H144ZM247 219H250V218H247ZM59 220L61 221V215L59 216ZM237 220H238V218H237ZM79 221H77V222H79ZM91 221H89V222L92 223ZM234 221H235V218H234ZM105 222H106V220H105ZM107 222H108V220H107ZM149 222H150V220H149ZM240 222L238 223V221H237L238 224H240ZM247 222H249V220H247ZM59 223L60 222H58V225H59ZM133 223H136V224H133ZM151 224H153V223L151 222ZM70 225L71 224H69L68 227H70ZM76 225H78V224H76ZM111 225L112 224H110V227H112ZM81 226H83V225L81 224ZM84 226H83V228H84ZM116 226H113V228L115 229ZM125 226H126V224H125ZM125 226L122 229H124ZM73 227H74V225H73ZM78 227H77V229H78ZM102 227L104 228V230L102 229ZM139 227L141 228L142 226H139ZM71 228H72V225H71ZM81 229H82V227H81ZM119 229L118 230L116 229L117 230V234L119 233L122 236L123 235L122 234V229L121 228H119ZM126 229L127 228H125L124 231ZM142 229H144V228H142ZM202 229L203 228H201L200 230L202 231ZM66 230L67 229H65V231ZM72 230H74V229H72ZM65 231H63V232L65 233ZM129 231H130V229H129ZM132 231L133 230L131 228V232ZM69 232H70V230H69ZM75 232H78V231H75ZM127 232H128V230H127ZM198 232H200V231H198ZM70 233H72V232H70ZM161 233H162V231H161ZM5 234H6V236H5ZM45 234L46 233L44 232L42 234V236L40 237V240H41V243L40 244H41V246L39 248L38 247H35L34 248L33 247L34 245H32V243H31V246L29 244L28 247L27 246H26V248L24 247L25 248L24 250H27V253L29 254V258L28 259L30 261H32V262H29L30 264L36 263L38 261V259L39 260H42V261L43 260L44 261L45 260H50L51 259L50 250H54L55 252H58V248H57V244H58L57 243V238L59 236L62 237L61 233H59L58 228H56V227L54 228L53 234H52L51 237H49L48 235H47L48 236L47 237ZM117 234L115 235L116 237L119 236V235L117 236ZM125 234L126 235L128 234L127 236H130L129 233H126L125 232L124 235ZM136 234H137V232H136ZM72 235H73V233H72ZM76 235H78V234H76ZM135 236L136 235H134L133 238L130 236V238L134 239ZM72 237H74V236H72ZM84 237H85V235H84ZM146 237H147V235H146ZM5 238H7V239H5ZM67 238H68V236H67ZM121 238H123L122 240H126L125 238L128 239L129 237L124 236V237H121ZM140 238L142 240V237H140ZM140 238H139V241H141ZM72 239H73L72 241H74V238H72ZM68 240H69V238L67 239V241ZM70 240H71V238H70ZM75 240H76V238H75ZM118 240H120V239H118ZM151 240H152V238H151ZM14 241L15 240H12L11 242H14ZM64 241H66V239ZM90 241H92L91 245H90ZM129 241H130V239L128 240V242ZM132 241H130V242L132 243ZM135 241L136 240H134L133 242H135ZM106 242H107V238H106ZM101 243L99 242V244H97V245H99V247H100V245H102ZM129 243L126 244V245H130L131 244V243L130 244ZM92 244H93V246H92ZM112 244H114V243H112ZM138 244H139V242L137 243V245ZM194 244H196V243H194ZM27 245H28V243H27ZM83 245L85 247V244H83ZM83 245H82V247H83ZM18 246H15V248H17ZM104 246H105V244H104ZM101 247H103V245ZM87 248H88V246H87ZM127 248H129V247H127ZM197 249H198V247H197ZM209 250H210V248H209ZM18 251L19 250H17V252ZM207 251H208V249H207ZM84 252H81V253H84ZM128 253H130V251ZM206 253H208V252H205V254ZM198 254H199V251H198ZM198 254H195L196 257H197ZM210 255H212V254H210ZM59 256H60V254H57L56 257H53L54 258V263L53 264H64V262L66 260H63L61 262V260H60V257L61 256L60 257ZM199 256L200 255H198L197 258H199ZM206 256H207V254H206ZM13 257H15V256L13 255ZM69 257H71V256H69ZM210 257L213 258L214 256H210ZM247 257L249 258L250 256H247ZM62 258H63V256H62ZM118 258H116V259H118ZM120 258H121V256H120ZM248 258L245 260V263L246 264H249V263L250 264L251 263L254 264L253 260H252V262H250ZM16 259H18V258H16ZM16 259H15V262H16L15 264H18L17 261H16ZM114 259H115V257H114ZM107 260H108V258H107ZM121 260L119 261L120 263H122L124 261V260H122V262H121ZM257 260H254V261H257ZM108 261H110V259ZM108 261H107V263H110ZM68 262L66 261V263H68ZM116 262H115V264H116ZM133 262H131V263H133ZM202 262L200 261V264H202ZM228 262H229V259H228ZM70 263H71V261H70ZM81 263H83V262H81ZM112 263L113 262H111V264ZM19 264H21V263H19ZM147 264H149V263H147ZM171 264H173V263H171ZM196 264H198V262ZM256 264H264V261L256 262Z\"/></svg>", "mask_w": 264, "mask_h": 264}]
</instances>
